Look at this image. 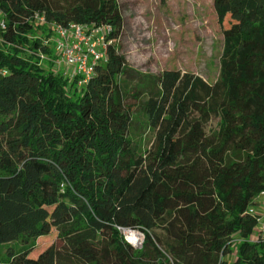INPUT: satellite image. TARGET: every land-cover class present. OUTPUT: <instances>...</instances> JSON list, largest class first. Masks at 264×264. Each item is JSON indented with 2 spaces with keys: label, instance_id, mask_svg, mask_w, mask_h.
Instances as JSON below:
<instances>
[{
  "label": "trees",
  "instance_id": "16d2710c",
  "mask_svg": "<svg viewBox=\"0 0 264 264\" xmlns=\"http://www.w3.org/2000/svg\"><path fill=\"white\" fill-rule=\"evenodd\" d=\"M212 5L228 24L210 85L125 65L116 0H0V244L21 243L0 264H264V0ZM35 13L110 28L85 84L51 67ZM139 118L155 133L147 159L129 135ZM118 227L139 229L141 248ZM52 228L63 244L31 257Z\"/></svg>",
  "mask_w": 264,
  "mask_h": 264
},
{
  "label": "rangeland",
  "instance_id": "374dc122",
  "mask_svg": "<svg viewBox=\"0 0 264 264\" xmlns=\"http://www.w3.org/2000/svg\"><path fill=\"white\" fill-rule=\"evenodd\" d=\"M116 1L123 20L117 49L125 65L158 78L165 70H175L198 76L210 85L217 80L222 27L227 26L228 18L219 25L212 0ZM60 68L67 69L63 64ZM116 82L119 83V77ZM214 124L211 117L204 123L205 130H211ZM129 135L136 154L147 159L154 151V130L139 118L132 124ZM252 212L264 215V195L256 198ZM154 231L162 232L158 228ZM20 244L19 241L0 244V258H8L9 252L17 251ZM52 244L57 247L63 244L55 228L34 240L29 255L36 258ZM228 258L231 260L232 256Z\"/></svg>",
  "mask_w": 264,
  "mask_h": 264
},
{
  "label": "built area",
  "instance_id": "2783aa9c",
  "mask_svg": "<svg viewBox=\"0 0 264 264\" xmlns=\"http://www.w3.org/2000/svg\"><path fill=\"white\" fill-rule=\"evenodd\" d=\"M32 19L39 24L49 26V37L44 40V44H50L52 53L53 68L63 75L76 77L77 85L85 84L94 73L96 65L105 59L106 42L105 37L109 32L108 26H88L75 22L62 25L54 22H47L42 13H35ZM0 28L5 25L0 20ZM39 60H48L47 55L39 53ZM61 64L67 67L66 71L60 68ZM264 195V191L260 193ZM255 233L257 239L264 240V215L257 217ZM124 240L133 248H140L143 243V234L139 229L118 227ZM132 237L134 242H130L127 237Z\"/></svg>",
  "mask_w": 264,
  "mask_h": 264
},
{
  "label": "bare ground",
  "instance_id": "6f19581e",
  "mask_svg": "<svg viewBox=\"0 0 264 264\" xmlns=\"http://www.w3.org/2000/svg\"><path fill=\"white\" fill-rule=\"evenodd\" d=\"M127 239H128L130 242H132V243L134 242V240H133L132 237H129V236H128Z\"/></svg>",
  "mask_w": 264,
  "mask_h": 264
},
{
  "label": "crops",
  "instance_id": "0c3cea01",
  "mask_svg": "<svg viewBox=\"0 0 264 264\" xmlns=\"http://www.w3.org/2000/svg\"><path fill=\"white\" fill-rule=\"evenodd\" d=\"M256 238V233L254 232V234L252 235V239Z\"/></svg>",
  "mask_w": 264,
  "mask_h": 264
}]
</instances>
